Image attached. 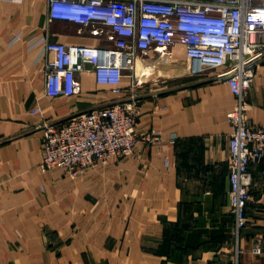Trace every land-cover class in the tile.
<instances>
[{
    "label": "crops",
    "instance_id": "crops-1",
    "mask_svg": "<svg viewBox=\"0 0 264 264\" xmlns=\"http://www.w3.org/2000/svg\"><path fill=\"white\" fill-rule=\"evenodd\" d=\"M0 3L14 14L0 18V264H264V160L250 166L247 223L235 235L228 113L236 97L227 83L191 73L151 77L136 88V130L160 133L159 141L139 140L135 156L77 177L60 167L43 172V122L123 95L92 73L80 75V93L46 95L44 43L34 41L49 30L63 43L101 42L68 21L47 29V0ZM175 55L184 57V45ZM129 84L124 77L121 85ZM249 103L251 122L264 125V55ZM35 106L41 110L32 113ZM257 238L261 254L251 250Z\"/></svg>",
    "mask_w": 264,
    "mask_h": 264
},
{
    "label": "built area",
    "instance_id": "built-area-1",
    "mask_svg": "<svg viewBox=\"0 0 264 264\" xmlns=\"http://www.w3.org/2000/svg\"><path fill=\"white\" fill-rule=\"evenodd\" d=\"M55 20L79 25L101 44L59 42L49 30L34 41L44 43V93H80V75L92 73L123 98L43 122L41 171L60 167L77 177L112 158L135 156L139 140H160V133H137L141 96L136 88L151 77L158 80L154 74L162 79L211 70V78L227 83L236 97L228 113V162L238 241L254 181L250 166L264 160V125L248 117L256 65L264 55V0H47V29ZM179 44L184 57L175 55ZM124 77L130 79L127 87L121 85ZM40 110L35 106L31 112ZM262 250L257 238L252 252Z\"/></svg>",
    "mask_w": 264,
    "mask_h": 264
},
{
    "label": "rangeland",
    "instance_id": "rangeland-1",
    "mask_svg": "<svg viewBox=\"0 0 264 264\" xmlns=\"http://www.w3.org/2000/svg\"><path fill=\"white\" fill-rule=\"evenodd\" d=\"M2 3H0V18H6V15H14L12 12V10L10 9V8H7V6H4V5H1ZM8 11H10V13H8ZM6 27H8V26H6ZM4 29H6V28H4ZM1 30H3V27H2V24H0V31ZM192 74V73H191ZM194 74H199V75H195V77H206V76H208V77H210L211 76V74H212V72H211V70L209 71V70H205V71H203V72H201V74L200 73H194ZM155 76L154 77H156L157 79H159L160 77L157 75V74H154ZM165 75V74H164ZM193 75V74H192ZM161 76V75H160ZM163 76V75H162ZM161 79V78H160ZM169 81H170V79H169ZM170 86V85H169ZM251 250H252V248H251Z\"/></svg>",
    "mask_w": 264,
    "mask_h": 264
},
{
    "label": "trees",
    "instance_id": "trees-1",
    "mask_svg": "<svg viewBox=\"0 0 264 264\" xmlns=\"http://www.w3.org/2000/svg\"><path fill=\"white\" fill-rule=\"evenodd\" d=\"M245 213H246V211H245Z\"/></svg>",
    "mask_w": 264,
    "mask_h": 264
}]
</instances>
